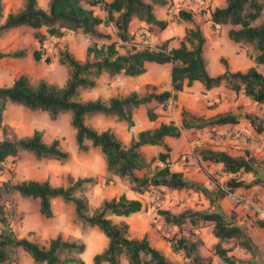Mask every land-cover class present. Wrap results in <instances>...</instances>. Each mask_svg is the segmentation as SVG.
Listing matches in <instances>:
<instances>
[{
  "label": "trees",
  "instance_id": "16d2710c",
  "mask_svg": "<svg viewBox=\"0 0 264 264\" xmlns=\"http://www.w3.org/2000/svg\"><path fill=\"white\" fill-rule=\"evenodd\" d=\"M165 0H47L45 9L37 5L36 0H23L22 6L15 12H8L0 24V35L10 28L25 25L33 29L44 28V34L33 32L36 46L31 52L34 61L41 59L43 40L49 37L61 38L67 32H81L92 41L85 48L84 59H76L66 49L58 51L57 62L66 68L67 76L62 85L38 80L32 83L25 74L14 78L9 85L0 86V130L5 106L17 104L28 109L45 111L50 119L58 113H68L70 125L74 129L76 147L86 152L90 147L99 149L103 156L106 170L127 182L130 190L142 194L152 188L163 187L166 190H185L201 194L213 202L212 192L199 183L183 177L181 172L170 170L169 147L163 137H178L181 130L190 127H204L235 123L236 115L231 112L217 114L212 119L200 120L193 124L194 115L186 110L180 111L179 124L160 122L151 129L140 130L127 144H123L110 128L96 130L84 122L85 117L95 114L113 116L124 121L127 127L132 125V110L139 105L151 101L165 107L168 99H174L175 93L183 86H190L198 81L204 90L223 85L235 94L240 93L248 102L261 106L264 104V74L254 66L244 70L231 71L223 58H219L222 72L209 75L203 58L204 36L199 25L194 22L192 12L178 9L175 20L187 22L182 39L175 48L166 49V42L149 48L133 47L123 53L118 51V43L130 42L133 33L128 29L132 19L143 23L146 31L152 27L161 30L167 25L166 20L157 19L153 13L154 5L164 6ZM86 5V6H85ZM91 6L99 7L103 16L94 13ZM2 4L0 2V14ZM209 21L212 25H229L227 38L233 42L246 43L252 46L254 53L247 55L255 64L264 65V0H225L221 7L209 10ZM112 27L114 36L105 33L104 29ZM135 38V37H134ZM25 49L0 52L1 58H23ZM48 62V57L43 58ZM145 62L170 63L171 90L148 92L143 95L129 91L123 96H111L107 101L99 98L83 100L80 93L95 86V79L106 73L109 77L116 74L138 76L145 72ZM151 108L146 109L149 121L156 118ZM242 116L256 133H264V107L260 116L245 112ZM188 117V118H187ZM159 145L163 152L147 160L141 152V146ZM20 151L30 153L36 160L47 158L64 161L67 152L59 147L58 139L49 142L42 140L38 129L29 135L11 136L0 139V168L7 157H14ZM193 154L202 161L220 164L227 174L224 185L229 190L263 185L264 181L254 178L249 183L240 179L242 173H254L256 158L245 152L243 155H230L226 151L213 150L206 147H194ZM162 164L147 175H137L135 171L147 169L154 162ZM96 183L93 177L67 178V184L53 185L48 179H22L11 183H0V264L13 262L19 249L30 256L33 264H83L79 257L84 244L76 240L63 238L59 233L48 239L46 244H38L26 237H17L11 229L3 206L4 195L16 193L21 197L37 199L38 213L49 218L52 215L50 202L59 198L73 207L74 220L81 227H96L106 238L105 247L91 258V264H179L165 257L151 246L143 235L140 238L129 237L128 224L124 221L114 222L110 215L128 216L142 209L138 199H129L124 194L102 199L96 207L89 206L85 191ZM218 198L225 195L224 190L217 187ZM261 201V200H257ZM264 205V199L261 201ZM169 226L176 231L168 238L171 252L179 253L187 260L186 264H206L207 258L201 256L197 247L201 243L194 236L190 239L182 235L180 227L188 225L192 228L211 225V234L218 241L213 245V252L225 264H234L232 257L227 255L230 248L220 245L222 241L232 240L235 246L252 253L253 246L244 229L236 225L231 217L222 215L217 210L184 209L172 213L167 209L156 212ZM255 224L264 231V220L256 217ZM194 238V239H193Z\"/></svg>",
  "mask_w": 264,
  "mask_h": 264
},
{
  "label": "rangeland",
  "instance_id": "374dc122",
  "mask_svg": "<svg viewBox=\"0 0 264 264\" xmlns=\"http://www.w3.org/2000/svg\"><path fill=\"white\" fill-rule=\"evenodd\" d=\"M8 3L9 1L6 0L3 1L2 4H4L5 6L6 4L8 5ZM21 6L22 1L15 0V3L13 5L14 10L17 11L19 8H21ZM209 10V6L207 5L204 7H196L194 11H191L193 15H197L200 24H206V26L210 28L211 25L207 22L209 21ZM94 11L97 15L100 13L97 12L96 9H94ZM170 17V21H174V15H171ZM222 27L229 28L230 26L227 24L225 26H219L216 29V32L220 33V28ZM100 29L102 31H105V33L113 35V37L116 39L112 27ZM17 30H25L22 31V34L19 37L21 46L17 45V49H32V45L27 44V40L25 39V36L27 34L29 37L31 36L32 29L28 26L21 25L17 27ZM130 30V32L133 33V38L131 39V41L118 43V51L121 53L130 50L133 45L134 48L137 49L147 46L146 44L149 42L147 36L151 34V32L155 33L156 27H152V31L149 33L148 31H146V26L143 23L135 20L134 23L130 25ZM146 33L148 35H146ZM136 35L138 36L137 39L134 38ZM141 38L144 42L135 41L140 40ZM91 41L92 40L88 36L81 32H67L62 38H45L42 42L43 47L41 52L43 53V55L38 61H34L30 56H27L26 58L20 60L8 58L0 59V86H6L10 84L11 81L20 74H25L32 83H35L38 80H45L49 83H56L58 85H62L66 79L67 72L66 68L57 62L58 51L66 49L76 59L83 60L85 48L89 44H91ZM135 44L137 45L135 46ZM9 45L11 46V44ZM220 49L219 50L221 53L218 52L217 49H211L209 47L205 48L204 46L203 53L206 56V70L211 76L221 72L222 65L218 61L219 57L226 56L229 61L231 60L237 62L239 59L245 60L244 58L247 56L248 53H254L250 44L242 43L239 45L236 42L229 40L227 37H225V45H223V47H221ZM45 56L48 57V62L43 61V58ZM254 66L257 71L264 74V65L255 64ZM149 70L156 72L161 76H164V72L170 75V69L168 64L149 63ZM103 74L104 73H102V75ZM123 77L124 76L115 77L116 85L113 90H110V94L120 96L129 91L128 86H126L125 83L120 80V78ZM108 80H105L103 82L104 85L106 84V82H109ZM194 85V88H198L200 86L202 87L201 83L199 82H195ZM145 88L147 89H145L146 91L152 89L151 86H145ZM100 94H102V91ZM93 96L94 92L90 90H83L81 91L80 95L81 99L83 100H87L89 97ZM144 106V110H146L147 108H151L153 112L158 109V112L156 111L157 113L155 114H157L159 122L173 123L175 125L179 124L180 114L176 113V105L173 106V104H170L168 108L166 106L160 108L158 107V105L155 104L152 106L149 104H145ZM210 106L212 107L213 104H211ZM244 106H246L248 110L244 111L243 108H239L237 115H242L245 112H249L260 116L264 104L261 106H257L248 102L244 105H240V107ZM186 111L190 112L188 110ZM98 116L102 117V115L100 114ZM91 118V116L85 117L84 122L86 125H90V123L93 122ZM200 120L205 119L202 116H199L197 119L191 122H193V124H198ZM2 123L4 126V131L2 132L0 130V139L3 137H20L24 135H29L32 130L38 129L42 133V140L44 142H49L51 139L54 138L58 139L60 149L67 152L68 158L64 161L47 158L36 160L30 153L20 151L14 157H7L1 163L2 167L0 168V183L7 180L13 183L22 179H48V181L53 185L65 186L67 184L68 177H71L72 179H75L77 177H88L86 173L91 169H87L86 166H84L85 162L88 161V165H92V168H98L100 165L99 157L101 159V156L98 149L86 152H81L77 149L74 139V129L70 125V116L68 113H58L54 119H50L45 111L28 109L17 104L8 103L3 111ZM103 123L104 122H102L101 125ZM194 128L202 131L205 126ZM169 147V150L173 148L176 149V156L174 157V160L172 162L168 163V167L170 163L178 162L180 160L183 165L196 168V170L205 174L207 176V179L209 180L210 185L208 190L212 192V199L214 201L212 203H209L207 197L195 192H170L169 190H166L163 187L152 188L148 192L143 193V195L140 196L142 209L141 212H139L140 216L138 220L143 225L150 228L151 232L149 231L150 238L148 239V242L153 247H155V245L157 244L169 246V243L165 240V238L170 237L176 231L175 227L169 226L168 224L163 222L160 216L156 213L158 209H167L172 213H177L187 208L193 210L218 211L219 198L217 197V187L224 185V181L228 176L227 174L223 175L219 173L218 170H213L212 172L207 171V168L203 167L200 161H198L197 156L195 162L188 161L186 159L185 156L190 153V151L192 152L194 147L208 148L207 146L203 145V143L194 144L193 148L188 150L186 148V140L178 136L169 139ZM161 151H164L163 148H161ZM144 153H152L153 156H156V153H153L152 151ZM101 162L103 163L102 159ZM161 166L162 164L160 162L154 161V163L151 165V168L146 171V174L149 175L153 173L156 168ZM257 166L260 168L259 173L264 176V157L259 160ZM94 179L96 182L98 181L96 176L94 177ZM109 179L110 178L108 177H104L103 180H101L100 182L104 181L105 183ZM262 180L264 181V179ZM258 186H260L259 190H261L259 191V194L262 196L264 186ZM101 191L102 190L97 189V187H95L94 185L87 187L85 195L87 197L88 203L90 202V208L95 205L100 198H103V195L108 194L107 192L103 193ZM240 192L248 197H252L246 194V190L244 189ZM257 194L258 193H256V195ZM155 196H159L158 200L155 199ZM256 199L261 200L258 197ZM226 201L231 202L229 199H226ZM2 202L6 212L7 221L15 235L17 237H26L27 239L38 244H46L49 238L54 237L56 234H58L59 230L68 234L67 239H73V236H75L76 234L72 232V227L76 225L81 226L74 220L72 212L69 209L70 204L63 202L59 198L51 200L50 206L52 215L49 218H45L38 213L37 199L21 197L16 193H13L4 195L2 197ZM71 206L70 208H73ZM235 215L236 213L230 210L229 216L227 217H231V219H234ZM82 229L83 227H81V230ZM89 229L94 232H98L104 238L106 244V238L96 227H89ZM138 229L139 228L132 229V231L128 233L129 237L140 238L141 230ZM180 229V233L185 237L191 239L194 236V238L197 237L200 240L201 243L197 247V251L201 256L207 258L206 264H225L213 252L214 241L212 239L213 237L211 234V225L207 224L196 229L188 225H183L182 227H180ZM244 231L247 236L251 238V240L255 237L257 243H259L260 245L259 250L255 249V251H253V254L251 255L253 256L255 253H257L261 259L264 258V238L260 237L258 233L254 234L251 231ZM62 237L66 238L63 234ZM220 245L222 247H229L230 251L235 249L236 247L235 242L232 240L222 241L220 242ZM92 251L93 250L90 246H86L85 255L88 256V254L92 253ZM229 254L230 252H227V255L232 257L234 264L241 263L239 259ZM166 258L179 264L187 263V260L182 258L179 253H171L169 251V253L166 255ZM245 262L251 264V258L247 259L246 261H243L242 263ZM18 263L33 264L30 256L19 249L16 251L13 258V262H11V264ZM122 264H124V261H122Z\"/></svg>",
  "mask_w": 264,
  "mask_h": 264
},
{
  "label": "crops",
  "instance_id": "0c3cea01",
  "mask_svg": "<svg viewBox=\"0 0 264 264\" xmlns=\"http://www.w3.org/2000/svg\"><path fill=\"white\" fill-rule=\"evenodd\" d=\"M3 1L6 0H0L1 4ZM8 5L2 4V10L0 14V24L2 23L4 17L8 12H15L14 10V3L15 0H8ZM18 1V0H17ZM23 1V0H19ZM37 5L45 9L47 5V0H36ZM104 1H110V0H104ZM166 4L164 6L154 5L153 7V13L157 19L166 20L167 25L165 28L158 30L156 29L155 33L147 34L148 43L146 44L149 48H154V46H157L161 44L162 42H166V49L175 48L179 45V41L183 37L184 28L189 27L190 24L184 21L177 22L175 19L174 21H170V16L174 15V18H176V13L178 10V2L179 0H165ZM11 2V3H10ZM225 4V0H191L190 5L195 7H204L209 6V9H212L214 7H221ZM158 7V8H157ZM93 10L96 9L97 12H100L98 16H103L104 12L99 9V7L91 6ZM95 13V11H94ZM96 14V13H95ZM97 15V14H96ZM193 20L199 25V28L201 29L203 36H204V43H203V49L204 46L209 47L211 49H217L218 52H220V48L225 45V37L227 27L220 28V33L216 32V29L220 26L225 25H212L210 21H207L210 23V28L206 26V24H200L199 18L197 15H193ZM134 19H132L129 23L128 29L130 30V25L134 23ZM19 27V26H17ZM17 27L10 28L9 30L5 31L0 36V52H9L17 50V45L21 46L19 37L22 34V31L25 30H17ZM31 36L29 37L28 34L25 36V39L27 40L26 43L29 45H32V49L28 50L25 49V55L23 58H26L27 56L31 57V52L36 46V41L32 36L33 32H39L44 34V28H37L33 29L31 28ZM47 38H53L47 36ZM62 38V37H61ZM138 36H135V39H137ZM142 39V38H141ZM135 40L142 42V40ZM146 39V40H147ZM144 42V41H143ZM237 43V42H236ZM11 44V46L9 45ZM138 44V43H137ZM135 44V46L137 45ZM242 44V43H237ZM18 49H24V48H18ZM137 49V48H136ZM220 49V50H219ZM221 53V52H220ZM23 58L15 59L20 60ZM203 58L205 61V67H206V56L203 53ZM219 58H223L228 66V69L231 71L235 70H244L248 67L254 66L255 63L253 62L252 58L248 55L242 59H237L238 61H229L226 56H221ZM218 58V61H219ZM5 59V58H1ZM13 59V58H8ZM149 63H155V62H145V72L134 77L125 76L122 74H116L114 76L109 77L106 73L102 75V73L95 79V86L90 91L94 92L93 97H89L88 99H96L99 98L102 101H107V99L111 96H116L115 94H110V90H113L115 87V77L117 76H124L123 78H120L121 81L125 83L126 86H128L129 91H135L139 95H143L148 92H160L163 90H171L170 87V75H168L166 72H164V76H161L160 74L153 72L149 70ZM220 63V62H219ZM157 64H168L169 69L171 68L170 63H157ZM221 64V63H220ZM255 67V66H254ZM223 68L221 69L222 72ZM220 72V73H221ZM168 75V76H167ZM169 77V79H168ZM110 80H108V79ZM108 80L109 82H106L104 85V81ZM198 81H193L190 86H183V89L181 91H177L175 93L174 99H168L166 103V107L168 108L170 104L176 105L175 110L177 114H180V111L182 109L190 111L189 113L194 115L195 117H203L206 119H212L214 116L220 113L224 112H231L232 114L236 115L237 121L235 123H226L222 125H212V126H205L202 131L197 130L193 127H190L188 129L181 130L179 137L186 140V148L189 150L193 148L194 144L203 143V145L207 146L209 149L213 150H222L226 151L228 154L236 156V155H243L245 152H248L249 155H252L257 160V164L259 163V160L264 157V133H256L252 127L249 125L248 120L245 119L242 115H237L238 109L243 108L244 111L248 110L246 106L240 107V105H244L248 103V100L244 98L240 93L235 94L234 92L225 89L223 85H219L217 87H213L209 90H204L203 86L194 88V83ZM200 83V82H199ZM9 85V84H8ZM144 86V88H143ZM145 86H151V90L146 91L147 89ZM146 89V90H145ZM196 89V90H195ZM86 90V91H89ZM102 91V94L101 91ZM100 91V92H99ZM128 91V92H129ZM126 92V93H128ZM125 93V94H126ZM123 94V95H125ZM81 95V93H80ZM120 95V96H123ZM86 100V99H85ZM149 105H158V107H162L160 104H157L153 101L147 103ZM213 104L211 107L210 105ZM144 105H139L136 108L132 110L131 114V120L132 125L130 127H127V124L124 121L116 120L113 116H106L102 115V117L98 116L99 114L92 115L91 119L93 122L90 123V127L101 130L105 128H110L115 135L121 140L123 144H127L129 140L136 135V133L140 130L144 129H151L156 127L160 122L158 121V116L152 121H149L146 117V110H144ZM158 110V109H157ZM155 110L154 113H157L158 111ZM157 111V112H156ZM157 115V114H156ZM99 122H104L102 125ZM173 137L165 136L163 137V142L169 147V139ZM161 146L159 145H148L145 144L141 146V152L143 153L144 157L149 160L153 155L152 153H144L152 151L153 153L162 152ZM170 148V147H169ZM94 149H98L96 147H90L88 151H94ZM99 151V149H98ZM100 153V151H99ZM169 154V162H172L174 160V157L176 156V149H171L168 151ZM101 159L103 160V163L100 160V165L98 168H92V165H88V161L84 163V166H86L87 169H91L86 173L88 177H97L98 181L94 184L97 189L102 190L103 193H108L107 195H103V198H100L99 201L93 205L92 207H96L102 199H108L113 196H118L120 194H124L125 197L129 199H138L140 200V196L142 194H138L132 190L129 189L128 184L125 180L120 179L116 175H111L107 172L105 167V162L103 159L102 154L100 153ZM198 161L202 164L203 167L207 168V171L212 172L213 170H218L219 173L225 175V172L222 170V166L220 164L211 163L207 161H202L198 158ZM154 163V162H153ZM152 163V164H153ZM87 164V165H86ZM151 164V165H152ZM257 164H254V173H242L240 176V179L243 180L244 183H249L254 178H260L264 179V176L261 175L260 168L257 166ZM151 165L147 169H141L139 171H135L137 175H143L146 174V171L151 168ZM170 170L181 172L183 177H185L188 180H191L193 182L199 183L200 185L204 186L205 188L209 189V180L207 179V176L203 174L202 172L196 170V168L185 166L183 163L179 160L178 162H173L169 164ZM104 177L110 178L108 181L104 183L103 180ZM259 187L258 185H253L248 188H237L236 191L240 192L241 190H246V194L252 196L253 198H260L261 201L264 199V191L262 192V196L259 194ZM106 189V190H105ZM170 192H173L176 190H169ZM185 190H180L177 192H181ZM256 193H258L256 195ZM262 198H261V197ZM226 199H229L226 195L219 198L218 202V211L224 215L229 216V211L232 210L236 213L233 222L242 227L246 231H251L254 234L258 233L260 237L264 238V231L262 229H259V227L255 224V219L257 216L253 215L252 212H250L248 209H246L243 206H237L233 205L231 202H227ZM230 200V199H229ZM231 201V200H230ZM90 203V202H89ZM70 204V203H69ZM90 205V204H89ZM71 206V204H70ZM70 211L72 212L73 216V208H70ZM72 207V206H71ZM139 212H135L133 214H130L128 216H116V215H110L112 221L118 222V221H124L128 224V232L130 233L132 229L141 230V236H146L147 240L150 238V228L143 225L141 222H139ZM74 218V217H73ZM210 225V224H209ZM92 228V227H90ZM150 231V232H149ZM72 232L76 234L73 236V239L68 240H76L79 242H82L84 244V250L81 254H79L80 259L82 260L83 264H91V258L95 253H98L97 251H101L105 247V240L104 238L98 233L94 232L89 229V227H83L81 230V226H73ZM61 236L62 234L67 239L68 234L60 231L58 232ZM213 237V236H212ZM215 244L218 240L213 237L212 238ZM251 240V238H250ZM107 242V240H106ZM252 246L253 251L259 250L260 245L257 243V240L252 239ZM86 246H90L93 250L92 253H89L88 256H86ZM225 247V246H224ZM155 248L160 250L162 253H164L165 257L171 252L169 246H165L162 244L155 245ZM227 248V247H225ZM229 248V247H228ZM96 251V252H95ZM248 251L238 248L237 246L233 250H229V255H233L235 258L239 259L241 261L240 264H248L247 262L242 263L243 261H246L247 259L251 258V264H264V258H260V256L255 253L253 256ZM94 252V253H93ZM172 253V252H171ZM11 264V263H9ZM19 264V263H18Z\"/></svg>",
  "mask_w": 264,
  "mask_h": 264
},
{
  "label": "built area",
  "instance_id": "2783aa9c",
  "mask_svg": "<svg viewBox=\"0 0 264 264\" xmlns=\"http://www.w3.org/2000/svg\"><path fill=\"white\" fill-rule=\"evenodd\" d=\"M190 2L191 0H179L178 9H184L190 12L194 11L196 7L193 8L190 5ZM185 157L188 161H192V162H195L197 159L196 156L191 151ZM221 188L224 190L225 195L231 200V202L234 205L243 206L246 209H248L250 212H252L253 215L264 220V205L261 203V201H257L256 198L248 197L236 190H229V188L226 185H222ZM158 197L159 196H155V199L158 200Z\"/></svg>",
  "mask_w": 264,
  "mask_h": 264
}]
</instances>
